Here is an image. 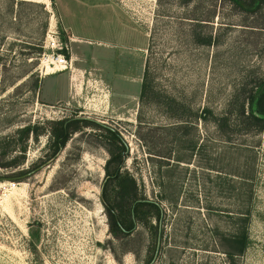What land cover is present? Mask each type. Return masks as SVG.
<instances>
[{
    "label": "rangeland",
    "instance_id": "374dc122",
    "mask_svg": "<svg viewBox=\"0 0 264 264\" xmlns=\"http://www.w3.org/2000/svg\"><path fill=\"white\" fill-rule=\"evenodd\" d=\"M106 1L142 36L138 82L120 77L119 64L113 82L91 58L110 62L97 41L138 40L103 0H0V264H264V127L235 116L264 78L263 7ZM55 54L69 64L56 73L59 93L46 75ZM229 110L221 132L213 119ZM77 117L117 131L126 148L120 175L156 204L140 208L126 233L111 232L104 206L116 192L104 172L105 134L79 126L52 154L49 130ZM119 220L130 225L126 207ZM241 228L243 252L227 254Z\"/></svg>",
    "mask_w": 264,
    "mask_h": 264
},
{
    "label": "trees",
    "instance_id": "16d2710c",
    "mask_svg": "<svg viewBox=\"0 0 264 264\" xmlns=\"http://www.w3.org/2000/svg\"><path fill=\"white\" fill-rule=\"evenodd\" d=\"M257 1L264 9V0H253ZM145 89L144 82L140 84V94L142 95ZM210 114L208 109H202L199 114L200 119H205L207 115ZM230 115L225 113L223 116H218L213 119L217 130L223 132L224 128L228 124ZM235 116H237L240 121L250 124L256 128L263 129L264 127V78L259 79L256 84H254L249 91L242 97L240 103H238L237 110L235 111ZM92 125L99 128L104 134L108 141V146H106V152L109 158L105 161L104 172L105 177L112 175L113 179L116 181V192L114 197V202L107 206L104 204L107 210V216L111 222V232H123L126 233L132 226L133 220L136 218V213L142 207H153L157 208L156 204L148 201L146 198L137 197L136 186L134 180L127 175H120L119 169L122 164L123 153L126 148L125 145L118 135L117 131L109 128L108 126L99 125L92 120L83 117L77 118H66L60 119L55 123V126L49 130V135L51 139L50 147L52 149V154H55L61 147L64 146L70 133L75 132L79 129V126ZM25 133L28 128L23 130ZM111 164L113 170L110 173L107 170V166ZM13 166V165H12ZM15 166V165H14ZM13 166V167H14ZM127 208V214L129 216L130 225L125 228L122 225V210ZM117 211V213H115ZM249 215V211L245 212V217ZM247 241V235L245 233V228L238 229L231 239L228 241L229 252L227 254H241L245 248ZM232 255H230L231 257Z\"/></svg>",
    "mask_w": 264,
    "mask_h": 264
},
{
    "label": "crops",
    "instance_id": "0c3cea01",
    "mask_svg": "<svg viewBox=\"0 0 264 264\" xmlns=\"http://www.w3.org/2000/svg\"><path fill=\"white\" fill-rule=\"evenodd\" d=\"M103 1L105 2L104 3L105 5L108 3L106 0H103ZM73 2L80 3L81 5H83V3H82L83 0H82V2H80L79 0H73ZM107 5L109 6L108 8L110 9V11L115 16L117 15V17H115V19L117 21L118 20L120 21V19H121L120 23L121 24H125V26L129 27V23L127 22V19L120 12L119 8L117 6H115V5H113L112 3H108ZM61 25L63 27V30L68 32L73 38L80 39L79 37L73 35V33L68 29V27H66L62 23V21H61ZM129 29L131 30V33H132V30L133 31L135 30L133 34H136L135 35V39H138L137 43L135 45L129 44L130 41H128V40H126V41L115 40V41H112V42L117 44V46L115 48H113L112 43L103 42V41H97L96 42V45L101 44L100 46L104 47V49L107 50L103 54H100V53H98V54L100 55V59L102 58L101 61L104 58L110 60L108 66H105L103 64V62L101 63L102 65H100V63H98L97 60L93 57V54H90L92 56L91 58L95 61V63L97 65L99 64L100 71L101 72L102 71L103 72L107 71L109 76H110V78H111V80L113 82H114L113 78L116 77L117 75L120 76L119 74H121L120 71L118 72L119 74L116 73V71H115V68H116L117 64L123 65L125 67V72L123 70L122 73H124V74L122 76H120V77H124V79H128V80H130L132 82H138L137 78L139 77V74L141 72L142 61L139 60V57L137 56V52H139V50L142 49L141 48V46L143 45L142 36H138V33H137L136 29H132L130 27H129ZM72 60H74V59L71 57L70 60H69V63H72L71 62ZM67 69L68 68L66 67L65 69H60V70H57V71L56 70H52L51 72L46 74V75H51L50 77H54L50 81V87L52 88V92H57V93L60 92L59 91V87L56 84L57 80H55V79H57L59 77V75H61V74H56V73H62V72H64ZM53 75H55V76H53ZM73 76L74 75L68 74V78H67L68 83L66 84L65 92H64V95H65L64 97H65L66 101L67 100L69 101L71 99V91H72L71 83L74 80ZM99 76H100L99 79L102 81L103 78H102V75H101L100 72H99ZM104 81L106 82L105 84L110 83L109 81H107L105 79L103 80V82Z\"/></svg>",
    "mask_w": 264,
    "mask_h": 264
},
{
    "label": "built area",
    "instance_id": "2783aa9c",
    "mask_svg": "<svg viewBox=\"0 0 264 264\" xmlns=\"http://www.w3.org/2000/svg\"><path fill=\"white\" fill-rule=\"evenodd\" d=\"M59 50L62 48L59 47ZM48 62H52L54 65L62 67V69H65L66 67H68V61L66 60V58H64V56L62 54H55L54 56H50Z\"/></svg>",
    "mask_w": 264,
    "mask_h": 264
},
{
    "label": "water",
    "instance_id": "95a60500",
    "mask_svg": "<svg viewBox=\"0 0 264 264\" xmlns=\"http://www.w3.org/2000/svg\"><path fill=\"white\" fill-rule=\"evenodd\" d=\"M88 119V118H87ZM97 122V121H95ZM157 248H158V237L156 238V242H155V247H154V252H153V258L155 257V254L157 253Z\"/></svg>",
    "mask_w": 264,
    "mask_h": 264
},
{
    "label": "bare ground",
    "instance_id": "6f19581e",
    "mask_svg": "<svg viewBox=\"0 0 264 264\" xmlns=\"http://www.w3.org/2000/svg\"><path fill=\"white\" fill-rule=\"evenodd\" d=\"M48 64L54 65L52 62H50V63H48ZM50 67H52V66H50ZM60 68H62V67H60ZM52 69H54V70L57 71V70L59 69V66H56V65H55L54 68L52 67Z\"/></svg>",
    "mask_w": 264,
    "mask_h": 264
},
{
    "label": "flooded vegetation",
    "instance_id": "af4514ba",
    "mask_svg": "<svg viewBox=\"0 0 264 264\" xmlns=\"http://www.w3.org/2000/svg\"><path fill=\"white\" fill-rule=\"evenodd\" d=\"M153 255H154V254H153ZM153 255H152V258H151V260H150L149 262H151V261L155 258V257L153 258ZM155 256H156V254H155Z\"/></svg>",
    "mask_w": 264,
    "mask_h": 264
}]
</instances>
